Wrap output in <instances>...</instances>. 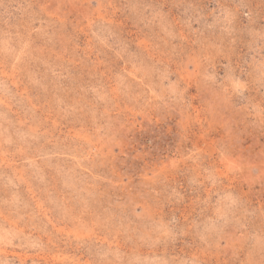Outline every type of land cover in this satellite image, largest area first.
Returning <instances> with one entry per match:
<instances>
[{"label":"rangeland","instance_id":"374dc122","mask_svg":"<svg viewBox=\"0 0 264 264\" xmlns=\"http://www.w3.org/2000/svg\"><path fill=\"white\" fill-rule=\"evenodd\" d=\"M0 264H264V0H0Z\"/></svg>","mask_w":264,"mask_h":264}]
</instances>
